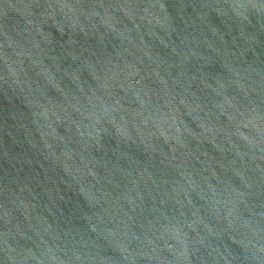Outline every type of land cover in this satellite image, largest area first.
<instances>
[{
    "label": "water",
    "instance_id": "water-1",
    "mask_svg": "<svg viewBox=\"0 0 264 264\" xmlns=\"http://www.w3.org/2000/svg\"><path fill=\"white\" fill-rule=\"evenodd\" d=\"M0 264H264V0H0Z\"/></svg>",
    "mask_w": 264,
    "mask_h": 264
}]
</instances>
